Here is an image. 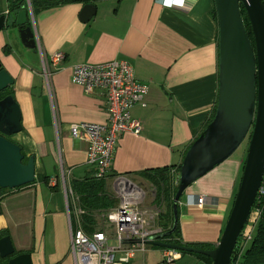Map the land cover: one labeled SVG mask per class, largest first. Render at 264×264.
<instances>
[{"label":"crops","instance_id":"obj_1","mask_svg":"<svg viewBox=\"0 0 264 264\" xmlns=\"http://www.w3.org/2000/svg\"><path fill=\"white\" fill-rule=\"evenodd\" d=\"M85 1H91L95 12L81 20ZM6 6V0H1V9L5 11ZM215 11L213 0H181L171 5L162 0H70L35 13L30 9L28 23L46 54L64 52L60 67L50 79L53 104L40 72V53L21 41L10 20L14 11L10 10L8 25L0 28V61L13 76L8 89L19 104L22 128L9 136L20 143L26 156L33 153L35 179L4 190L0 228L6 227L17 240L15 250L30 253L31 264H74L66 208L70 209L78 196L70 180L91 175L95 165L87 161L86 141L72 137L68 123L101 122L108 116L103 89L93 87L86 92L80 83L70 80L71 67L79 61L126 58L135 78L148 83L144 102L131 105L133 117L141 120L140 132L119 134L103 180L113 193L116 173L144 178L148 185L144 203L150 206L157 202L156 188L142 171L166 163L176 167L216 103L219 57ZM52 107L59 130L53 122ZM248 135L243 145L240 142L233 149L236 153L196 176L183 189L177 202L181 242L217 243L239 185ZM198 193L206 196L202 205L196 203ZM77 203L81 205L79 197ZM248 215L242 228L252 236L258 210L251 208ZM157 218L162 225L159 215ZM18 225L24 228L21 234L15 229ZM147 244L125 264L210 263L188 251L165 260L162 245Z\"/></svg>","mask_w":264,"mask_h":264},{"label":"water","instance_id":"obj_2","mask_svg":"<svg viewBox=\"0 0 264 264\" xmlns=\"http://www.w3.org/2000/svg\"><path fill=\"white\" fill-rule=\"evenodd\" d=\"M215 2L218 26V94L212 118L192 140L179 163L177 188L173 195V223L167 230H161L146 241L153 245L174 246L176 249L201 251L211 256L210 264H228L236 237L248 219L253 206L257 187L264 173V2L263 0H213ZM242 2L252 29L248 38L240 13ZM28 3L15 10L10 19L18 28V35L25 45L35 48ZM81 20L95 12L91 1L81 6ZM7 10V9H6ZM10 10H0V28L6 23ZM37 49V47H36ZM13 76L0 61V192L1 188H16L35 179L33 153L25 157L20 143L13 141L10 134L22 128L19 104L11 93L3 92L11 84ZM249 134L245 149L242 173L220 238L211 247L203 248L185 242L166 241V236L176 227L177 202L182 191L196 176H201L217 162L224 160ZM1 208V207H0ZM9 232L0 236V258L8 264H31L30 253L18 251Z\"/></svg>","mask_w":264,"mask_h":264},{"label":"built area","instance_id":"obj_3","mask_svg":"<svg viewBox=\"0 0 264 264\" xmlns=\"http://www.w3.org/2000/svg\"><path fill=\"white\" fill-rule=\"evenodd\" d=\"M162 1L167 5L178 2V0ZM26 2L29 6L30 0ZM35 40V47L40 53V72L43 74L46 94L54 104V89L50 79L54 69L60 67L64 52L54 50L46 54L37 37ZM70 71V80L80 83L86 92L93 87H101L106 96L105 104L108 111L106 121L76 120V122L68 123L67 130L72 137H80L86 141L87 161L95 165V175L103 177L111 166L112 154H114L119 134L127 131L140 132L141 120L133 117L131 105L139 101L144 102L143 97L148 89V83L135 78L131 62L126 58L112 57L99 62L79 61L74 63ZM52 109L53 122L59 130L60 122L57 120L56 110L54 107ZM61 172H63L62 169ZM113 183V192L118 195V201L111 207L109 206L105 212L98 214L101 218L100 227L96 226L93 230L86 231L85 222H83L84 209L77 203L78 197H75L76 202H73L70 209L66 208L70 227L69 247L74 264H125L129 262L136 250L145 248L149 237L162 230V225L157 218L162 206L158 203L150 204V206L144 203L147 189L143 185L141 186L130 176L122 173H116ZM69 190L72 192L71 188ZM259 192L264 193L262 181L257 187V193ZM193 197L191 195V199ZM195 199L196 203L202 205L206 196L198 193ZM239 235H241L242 243L240 249L237 250L238 257L247 239L251 237V233L246 228H242ZM161 251V256L165 260L178 257L180 252L174 246L163 245Z\"/></svg>","mask_w":264,"mask_h":264},{"label":"trees","instance_id":"obj_4","mask_svg":"<svg viewBox=\"0 0 264 264\" xmlns=\"http://www.w3.org/2000/svg\"><path fill=\"white\" fill-rule=\"evenodd\" d=\"M61 1H70V0H30V9L35 13L46 8V6L51 4H58ZM7 10H17L21 6L26 5V0H6ZM240 13L243 18V25L247 31L248 38H252V29L251 25H249V19L247 14L245 13V8L240 2ZM0 10H1V0H0ZM27 22H29V17L27 18ZM30 23V22H29ZM5 48V47H4ZM7 48H5L6 50ZM3 92L11 93L12 90L9 88L4 89ZM216 105V103H215ZM215 105L210 112V116L207 121L212 118V113L215 110ZM205 122V124L207 123ZM204 125V124H203ZM203 128V127H202ZM249 136V135H248ZM247 136V137H248ZM23 151V149H22ZM24 152V151H23ZM27 156L23 157L24 159ZM180 163V162H179ZM142 174L147 178L155 186V199H157L156 203L162 206V210L160 212V220L163 225L162 230H167L173 223V195L174 191L177 188V177L179 175V164L176 167H172L171 164L166 163L165 165H155L154 167L144 169ZM262 183L264 184V173H262ZM176 178V180H175ZM104 177H97L94 173L91 175L75 178L70 180L73 186V189L76 191L77 196L80 198L81 207L85 210V214L83 217V222L86 228V231H91L96 226L100 227V214L101 212H105L108 207L114 205L118 201V197L113 195V193L106 187L104 183ZM8 189V187L1 188L0 196L3 195L4 190ZM161 202V203H160ZM252 208L258 209V219L255 224V231L253 235L248 238V242H246L244 249L240 252V257H238L237 250L241 247V235L236 237L235 245L233 246V250H231V258L228 264H264V193H257L255 199L253 200ZM179 224L177 222L176 227H174L169 234L165 237L166 241H175L176 243H182L184 241H180V230ZM8 229L6 227L0 228V236L7 233ZM186 243V242H185ZM199 246L203 248H208L212 246L211 244H201L198 243ZM19 250H15L17 253ZM188 251L186 249L180 250ZM190 253L201 256L206 260H209L211 263V256L208 254H203L201 251H188ZM238 260L236 262V259ZM7 258V257H6ZM6 258L0 259V264H8L6 262ZM236 262V263H234ZM209 263V264H210Z\"/></svg>","mask_w":264,"mask_h":264},{"label":"rangeland","instance_id":"obj_5","mask_svg":"<svg viewBox=\"0 0 264 264\" xmlns=\"http://www.w3.org/2000/svg\"><path fill=\"white\" fill-rule=\"evenodd\" d=\"M14 14H13V17L15 16V12H13ZM10 15H11V13H10ZM30 16H29V21H30ZM17 30H18V28H17ZM18 32V31H17ZM246 136H244V138H243V140H241V143H242V145L246 142V138H245ZM241 143H240V145H241ZM236 150V149H235ZM234 151V150H233ZM231 151V153H236L237 151ZM130 177H132V176H130ZM132 179L135 181V182H137V183H139L141 186L143 185V187H145V188H147L148 187V185H147V181L144 179V178H142V179H138V178H135V177H132ZM108 183H110V187L112 188V186H111V180L109 179L108 180ZM183 193V192H182ZM113 195H115L114 194V192H113ZM149 195V194H148ZM148 195H147V198H148ZM116 197L118 196V195H115ZM16 229V231H17V234H21V232H23L24 231V228H23V226H17V228H15ZM9 234V236L11 237V234L10 233H8ZM12 235H14V234H12ZM11 240H12V242H13V244H14V248L18 245L17 244V240H15V239H13V237H11ZM150 244H147V246H149ZM15 250V249H14ZM138 252H140V251H138Z\"/></svg>","mask_w":264,"mask_h":264},{"label":"flooded vegetation","instance_id":"obj_6","mask_svg":"<svg viewBox=\"0 0 264 264\" xmlns=\"http://www.w3.org/2000/svg\"><path fill=\"white\" fill-rule=\"evenodd\" d=\"M161 238L164 239V240H166L165 237H161ZM6 257H8V256H6ZM6 257H5V258H6ZM0 259H4V258H0Z\"/></svg>","mask_w":264,"mask_h":264},{"label":"snow or ice","instance_id":"obj_7","mask_svg":"<svg viewBox=\"0 0 264 264\" xmlns=\"http://www.w3.org/2000/svg\"><path fill=\"white\" fill-rule=\"evenodd\" d=\"M178 2H179V0H178Z\"/></svg>","mask_w":264,"mask_h":264}]
</instances>
